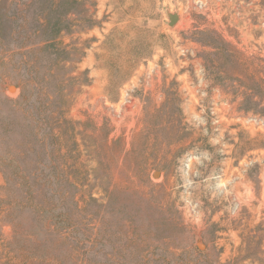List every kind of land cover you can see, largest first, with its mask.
Returning <instances> with one entry per match:
<instances>
[{"label":"rangeland","instance_id":"obj_1","mask_svg":"<svg viewBox=\"0 0 264 264\" xmlns=\"http://www.w3.org/2000/svg\"><path fill=\"white\" fill-rule=\"evenodd\" d=\"M263 111L264 0H0V264H264Z\"/></svg>","mask_w":264,"mask_h":264},{"label":"water","instance_id":"obj_2","mask_svg":"<svg viewBox=\"0 0 264 264\" xmlns=\"http://www.w3.org/2000/svg\"><path fill=\"white\" fill-rule=\"evenodd\" d=\"M178 18H179V16H178V14H176V13H169V24L170 25H173L177 20H178ZM12 87H15V86H10L9 87V89H10V91H15V90H13L12 89ZM199 247L200 248H202L200 245H199Z\"/></svg>","mask_w":264,"mask_h":264},{"label":"bare ground","instance_id":"obj_3","mask_svg":"<svg viewBox=\"0 0 264 264\" xmlns=\"http://www.w3.org/2000/svg\"><path fill=\"white\" fill-rule=\"evenodd\" d=\"M12 89L15 90V87H12ZM200 246L202 247L203 245H200Z\"/></svg>","mask_w":264,"mask_h":264},{"label":"trees","instance_id":"obj_4","mask_svg":"<svg viewBox=\"0 0 264 264\" xmlns=\"http://www.w3.org/2000/svg\"><path fill=\"white\" fill-rule=\"evenodd\" d=\"M264 112V111H263Z\"/></svg>","mask_w":264,"mask_h":264}]
</instances>
